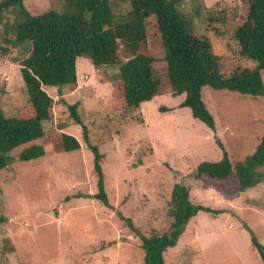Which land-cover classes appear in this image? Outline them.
Here are the masks:
<instances>
[{"label":"rangeland","instance_id":"obj_1","mask_svg":"<svg viewBox=\"0 0 264 264\" xmlns=\"http://www.w3.org/2000/svg\"><path fill=\"white\" fill-rule=\"evenodd\" d=\"M111 1L115 16L126 20L130 0ZM243 3L186 0L178 9L214 54L236 55L240 46L233 35L234 17L242 13ZM24 5L31 15H40L61 11L63 0H24ZM14 21L11 12L0 19V46H6L4 37L12 38L10 33L5 35V25ZM9 49L8 54L0 53V106L8 118L26 102L14 64L21 51ZM125 61L121 55L120 63ZM241 65L255 70L258 63L243 59ZM118 72L119 65L95 69L81 57L76 62L75 87L47 89L54 99V118L42 123L43 130L51 133L62 128L79 140L81 148L14 161L0 170V264H143L140 240L117 213L146 236L162 230L177 182L189 189L192 203L225 209V213H198L176 246L164 253L168 264H262L242 223L264 244V178L238 191L234 183L215 187L196 180L194 174L199 163L222 157L216 139L232 163L254 152L264 135V96L203 88L202 100L215 120L211 131L189 109L178 108L184 95L157 96L137 109L111 111ZM261 75L264 80V70ZM63 101L77 105L90 144L105 157L102 171L109 206L83 198L97 192L93 155Z\"/></svg>","mask_w":264,"mask_h":264},{"label":"trees","instance_id":"obj_2","mask_svg":"<svg viewBox=\"0 0 264 264\" xmlns=\"http://www.w3.org/2000/svg\"><path fill=\"white\" fill-rule=\"evenodd\" d=\"M184 1L130 0L125 20L115 16L116 5L111 0H63L61 11L50 10L40 15H31L24 0H0V19L7 12L15 17L12 26L5 25V35L13 36L3 38L6 46H0V53L8 54L9 47L20 49L21 57L15 58L14 64L26 94L25 104L13 117H6L0 106V170L14 161L27 162L81 148L79 140L62 128L45 133L42 125L54 118V99L47 89L75 87L76 62L81 57L88 59L95 69L119 65V79L113 85L110 105L113 112L137 109L157 96L184 95L178 108L189 109L194 119L214 131L215 120L202 100L203 88L263 97L264 0H244L242 13L234 17L233 35L240 46L236 55L214 54L208 42L191 31L189 22L178 9ZM121 55L126 58L122 64ZM243 59L255 60L257 68L243 67ZM65 105L93 155L97 192L83 198H93L109 206L102 171L105 157L97 146L90 144L77 105ZM35 141L40 144H33ZM25 145L29 146L12 155ZM216 145L222 157L218 161L199 163L195 168L196 180L215 187L234 183L238 191L263 181L264 135L252 154L235 163L218 139ZM200 212L219 215L225 209L192 203L189 189L177 182L171 190L162 230L146 236L129 218L117 215L140 240L143 264H168L164 253L176 246L188 223ZM242 224L251 247L264 264V244Z\"/></svg>","mask_w":264,"mask_h":264},{"label":"crops","instance_id":"obj_3","mask_svg":"<svg viewBox=\"0 0 264 264\" xmlns=\"http://www.w3.org/2000/svg\"><path fill=\"white\" fill-rule=\"evenodd\" d=\"M77 82H78V80H77Z\"/></svg>","mask_w":264,"mask_h":264}]
</instances>
